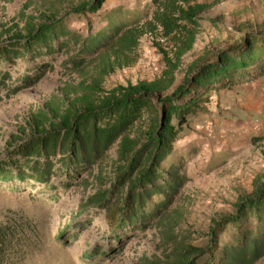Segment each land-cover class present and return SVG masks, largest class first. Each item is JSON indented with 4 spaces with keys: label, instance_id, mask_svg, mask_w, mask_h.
Segmentation results:
<instances>
[{
    "label": "rangeland",
    "instance_id": "obj_1",
    "mask_svg": "<svg viewBox=\"0 0 264 264\" xmlns=\"http://www.w3.org/2000/svg\"><path fill=\"white\" fill-rule=\"evenodd\" d=\"M80 1L0 0V43L23 40L29 31L49 22L52 13L60 17ZM150 2L105 0L100 18L89 13L74 15L69 28L85 38L90 34L89 27L94 34L103 26L119 23L141 27L150 20ZM192 3L210 7L197 16L193 46L182 57L174 84L161 96L175 90L190 66L199 68L216 61L218 54L242 44L247 33H264V0ZM173 44L160 29L156 35L146 33L139 41L136 56L129 54L131 64L113 65L105 74L99 52L84 57L78 67H73L70 58L80 47L73 42L63 48L54 44L41 77H36L29 57L25 61L16 57L13 64L1 61L0 159L29 138L56 128L67 110L80 108L77 99L82 95L97 100L116 86L160 77L165 68L163 52L172 58ZM28 68L33 72L23 86L22 76ZM261 68L264 54L249 70L254 73ZM96 83L99 90L93 91L90 87ZM206 98V113L188 118L174 145L173 157L163 164L166 169L171 162L183 161L184 184L171 192L163 189V196L169 195L167 205L161 204L154 216L134 229L109 227L105 210L95 201L83 209L79 206L101 192L111 196V201L121 196L120 189L114 191L113 186L116 145L93 166L75 170L71 180L52 164L55 173L46 182L29 180L17 182L13 189L0 188V227L20 231L28 248L15 264H177L182 259L206 264L209 253L201 252L209 250L208 234L213 223L235 216L239 201L256 197L264 185V75L232 89L209 91ZM62 157L57 153L54 158ZM161 198L154 197L145 214L152 212ZM242 230L244 240L249 242L255 233L264 231V215L259 222L249 218ZM234 235L235 230L227 226L218 238L219 251L224 244L233 242ZM8 264L12 262L8 260ZM252 264H264V253Z\"/></svg>",
    "mask_w": 264,
    "mask_h": 264
},
{
    "label": "trees",
    "instance_id": "obj_2",
    "mask_svg": "<svg viewBox=\"0 0 264 264\" xmlns=\"http://www.w3.org/2000/svg\"><path fill=\"white\" fill-rule=\"evenodd\" d=\"M104 3L105 0H81L60 17L52 13L47 19L49 22L29 31L23 40L0 43V62L13 64L16 57H22L24 61L29 57L35 65L36 77H41L47 67L45 61L54 51V44L63 48L73 42L80 46L70 58L73 67H78L84 57L99 52L102 54V74H105L113 69V65L129 66L133 60H129V54L135 55L143 35H156L157 29L174 43L172 58L162 51L165 68L155 80L116 86L97 100L82 95L77 99L81 103L80 108L67 110L56 128L8 150L6 158L0 159V188L13 189L17 182L27 183L29 180L46 182L49 175L55 173L51 169L52 164L60 167L58 173L64 172L71 180L70 175L75 170L82 171L93 166L116 145L113 186L114 191L120 189L121 196L111 201V196L101 192L81 201L79 206L83 209L95 201L105 210V221L109 227L128 226L134 229L154 216L161 204L167 205L169 195L163 196V189L171 192L184 184L183 161L171 162L166 169L163 164L173 157L174 145L188 118L206 113L203 104L207 101V93L232 89L237 84L264 75V68L254 73L249 70L256 67L264 54V33H247L242 44L218 54L216 61L199 68L190 66L175 90L161 96V92L174 84L182 57L193 46L199 21L197 16L210 5L192 3V0H151L150 20H146L141 27L119 23L103 26L97 34L91 33L92 27H89L90 34L85 38L69 28L70 17L74 15L89 13L100 18ZM106 50L110 52H104ZM110 57L114 62L109 61ZM32 72L33 68H28L22 76L23 86L29 83ZM90 89L99 90L98 83ZM57 153L63 157L54 158ZM52 159L55 161L52 162ZM160 196L163 198L152 207L154 212L145 214L152 199ZM236 212L235 216L215 221L210 228L209 250L201 252L202 255L209 253L206 264H252L263 255L264 231L255 233L246 242L242 229L251 217L261 221L264 215V185L259 188L256 197L241 199L236 205ZM227 226L235 230L234 240L224 244L219 251L218 238ZM20 233L0 227V264H8V260L15 264L18 256L27 253V245L23 244ZM13 241L17 247H14ZM177 264L195 263L182 259Z\"/></svg>",
    "mask_w": 264,
    "mask_h": 264
}]
</instances>
